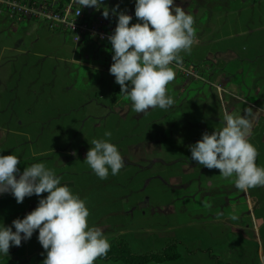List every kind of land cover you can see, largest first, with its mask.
<instances>
[{
    "label": "rangeland",
    "instance_id": "rangeland-1",
    "mask_svg": "<svg viewBox=\"0 0 264 264\" xmlns=\"http://www.w3.org/2000/svg\"><path fill=\"white\" fill-rule=\"evenodd\" d=\"M174 2L194 17L196 32L190 52L180 53L181 62L192 65L203 77L194 79L175 67L178 84L187 79L197 88L207 81V66L216 60L214 44L227 40L226 36L235 35L236 43L253 47L255 51L249 53L255 56L264 52V0ZM116 5L117 11L133 16L130 25L138 22L135 0H103L101 8L85 7V11L103 16L105 6ZM106 19L117 22L118 17L110 12ZM223 19L227 20L224 24ZM15 20L0 12V79L4 81L0 86V155L20 157L21 172L37 162L53 169L62 178L61 184L85 200L89 226L102 228L108 240L124 236L134 250L145 251L161 248L168 238L181 239L183 259L164 264H215L208 249L221 264H260L264 186H257L254 195L252 190L244 195L235 187L234 177L225 178L218 169L192 161L190 148L177 138L174 147L167 141V134L177 127L174 119L181 116L177 103L195 92L174 95L179 89L168 84L167 94L174 104L138 114L109 72L111 43L74 40L40 21ZM232 86L222 92L224 109L234 116L250 113L251 124L257 119L256 127L261 129L256 136L263 137L264 114L258 116L263 111L242 95H231L236 92ZM208 87L203 86L206 95ZM83 91L86 95L80 94ZM203 96H198L196 104L206 101ZM216 100L221 108L217 96ZM192 122L186 119V124ZM207 128L211 130L213 124L207 123ZM106 131L110 137L104 136ZM94 138L118 147L124 167L117 175L109 173L101 180L83 162ZM39 198L34 194L17 203L10 193L0 194V224L10 226L14 219H22L37 207ZM37 231L20 246H11L8 256H0V264H42L46 252ZM94 264L121 263L96 260Z\"/></svg>",
    "mask_w": 264,
    "mask_h": 264
},
{
    "label": "clouds",
    "instance_id": "clouds-1",
    "mask_svg": "<svg viewBox=\"0 0 264 264\" xmlns=\"http://www.w3.org/2000/svg\"><path fill=\"white\" fill-rule=\"evenodd\" d=\"M76 3L81 8L99 9L103 0ZM118 8L105 6L102 12L105 18L110 12L118 17L113 34L107 37L113 52L109 72L120 85V94L132 102L133 111L146 115L156 108L166 110L174 104L167 85L175 78L180 53L190 52L195 43L194 17L174 0H135L138 22L130 25L133 16ZM249 115L247 111L243 116L225 112L219 131L204 132L188 146L192 161L218 169L225 178L234 177L235 187L242 191L264 186V167L256 164L258 150L249 140ZM104 136L110 137L111 132ZM89 143L83 162L101 180L109 173L117 175L124 167L118 147L103 138ZM20 162L14 154L0 155V194L10 193L17 203L34 194L40 198L37 207L22 219H14L10 226L0 224V256H8L11 246H20L38 230L37 239L46 252L42 264H94L97 258L107 257L110 241L102 228L89 226L85 200L61 184L62 178L45 163L27 165L21 172ZM260 264H264V257Z\"/></svg>",
    "mask_w": 264,
    "mask_h": 264
},
{
    "label": "crops",
    "instance_id": "crops-1",
    "mask_svg": "<svg viewBox=\"0 0 264 264\" xmlns=\"http://www.w3.org/2000/svg\"><path fill=\"white\" fill-rule=\"evenodd\" d=\"M19 20L20 19L15 21ZM226 21V19H223L222 24ZM248 21L249 18L246 19L244 25H246ZM226 37H228L227 40L214 44L216 60L214 64L211 62L210 66H207V81L201 82V85L197 88L191 86L190 83L192 81L187 79L183 80L181 84L176 82V77L169 82L170 85H174L177 89H179L174 95H190V92L186 93V91L190 90L195 92V96L189 98L185 97L181 99L180 103H177V106L181 107L178 108L181 116L174 119V124L177 125V127L174 126V128L170 130L171 132L169 135L167 134L169 146L171 145L174 147V139L177 138L179 142L182 143L183 147H188L191 142H197L200 140L204 132H208L210 134L215 130L219 131L223 127V115L226 110L224 109V102L221 95H223L222 92L226 91L228 85H233L232 88L236 90V92H232L231 95H242L244 100L251 101L248 103L256 110L263 111V113H258V116L264 114V52H259L255 56L252 54L255 49L251 46L250 49L249 47L243 46V44L236 43L235 35ZM251 50L252 53H249ZM226 53H228L230 57L226 56ZM38 79V82H41L40 74H38L37 80ZM2 83L4 84V81L1 78L0 86H2ZM203 86H207L209 89L207 95L203 93ZM35 94L38 95L37 92H35ZM80 94L86 95L84 91ZM199 95H205L203 98H205L206 101L202 104H196V100L199 98ZM216 96L221 101V108L218 107ZM184 99H190L191 102L187 104L189 100L183 102ZM208 100H210L211 103H209ZM251 117L252 116H250V118ZM186 119H191L194 122L186 124ZM207 123L213 124V128L211 130L207 128ZM256 125L257 119L254 123H252L249 140L258 150L256 164L264 167V136H260V138L256 136L255 133L257 130H261L259 127H256ZM123 139L124 138L120 139V141ZM123 143L127 144V141H123ZM256 187L248 189V194L250 195V190H252L254 195ZM242 194L245 195L247 193L242 191ZM247 205L248 207L251 206L249 203Z\"/></svg>",
    "mask_w": 264,
    "mask_h": 264
},
{
    "label": "built area",
    "instance_id": "built-area-1",
    "mask_svg": "<svg viewBox=\"0 0 264 264\" xmlns=\"http://www.w3.org/2000/svg\"><path fill=\"white\" fill-rule=\"evenodd\" d=\"M0 12L10 18L42 22L49 30L69 34L74 40L110 43L117 22L103 16L90 15L76 0H0ZM187 76L202 79L192 65L180 62L178 67Z\"/></svg>",
    "mask_w": 264,
    "mask_h": 264
},
{
    "label": "trees",
    "instance_id": "trees-1",
    "mask_svg": "<svg viewBox=\"0 0 264 264\" xmlns=\"http://www.w3.org/2000/svg\"><path fill=\"white\" fill-rule=\"evenodd\" d=\"M109 241L111 247L107 257L97 258V261L121 264H164L183 259V255L180 252L182 240L176 237L168 238L161 248L145 251L134 250L124 236H114ZM207 252L214 259L215 264H221L216 254L211 253L210 249Z\"/></svg>",
    "mask_w": 264,
    "mask_h": 264
}]
</instances>
